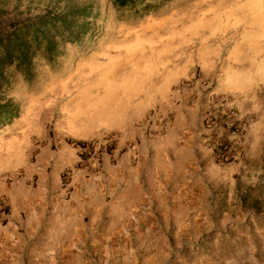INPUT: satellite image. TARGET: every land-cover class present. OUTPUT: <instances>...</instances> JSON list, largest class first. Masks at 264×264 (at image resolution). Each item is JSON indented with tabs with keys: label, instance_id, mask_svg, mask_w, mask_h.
<instances>
[{
	"label": "rangeland",
	"instance_id": "rangeland-1",
	"mask_svg": "<svg viewBox=\"0 0 264 264\" xmlns=\"http://www.w3.org/2000/svg\"><path fill=\"white\" fill-rule=\"evenodd\" d=\"M68 3L91 34L1 94L0 264H264V0H0V26Z\"/></svg>",
	"mask_w": 264,
	"mask_h": 264
},
{
	"label": "trees",
	"instance_id": "trees-1",
	"mask_svg": "<svg viewBox=\"0 0 264 264\" xmlns=\"http://www.w3.org/2000/svg\"><path fill=\"white\" fill-rule=\"evenodd\" d=\"M115 1L121 7H128L134 2L140 3L143 0ZM94 18L88 5L77 6L68 3L62 9H44L34 16H26L1 25L0 95L13 86L17 75L26 81L32 80L35 62L38 59L54 64L61 57L63 44H78L90 35ZM1 97L2 95L0 96V128L17 114V107ZM68 144L80 150V157L83 160L93 154L92 143L69 140ZM224 145L229 146L227 143ZM223 148L221 147L220 150L222 151ZM85 153L88 154L84 157Z\"/></svg>",
	"mask_w": 264,
	"mask_h": 264
},
{
	"label": "bare ground",
	"instance_id": "bare-ground-1",
	"mask_svg": "<svg viewBox=\"0 0 264 264\" xmlns=\"http://www.w3.org/2000/svg\"><path fill=\"white\" fill-rule=\"evenodd\" d=\"M5 236V238H6V234L4 235ZM8 254V253H7ZM13 255V254H12ZM5 258V257H4Z\"/></svg>",
	"mask_w": 264,
	"mask_h": 264
}]
</instances>
